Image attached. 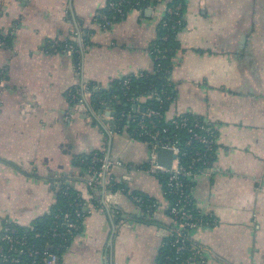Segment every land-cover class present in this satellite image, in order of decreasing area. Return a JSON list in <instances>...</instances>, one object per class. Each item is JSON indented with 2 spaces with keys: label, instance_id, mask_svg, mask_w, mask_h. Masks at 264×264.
Here are the masks:
<instances>
[{
  "label": "crops",
  "instance_id": "1",
  "mask_svg": "<svg viewBox=\"0 0 264 264\" xmlns=\"http://www.w3.org/2000/svg\"><path fill=\"white\" fill-rule=\"evenodd\" d=\"M109 1L0 0V231L29 226L59 193L76 192L86 215L58 264H157L175 227L159 180L142 170L148 145L126 123L114 128L105 98L120 79L153 72L165 3L99 26ZM182 20L165 114L216 131L211 168L191 190L210 224L188 240L197 264H264V0H185ZM94 153L120 163L107 173L117 192L103 178L87 185ZM135 193L158 204L154 214Z\"/></svg>",
  "mask_w": 264,
  "mask_h": 264
},
{
  "label": "built area",
  "instance_id": "2",
  "mask_svg": "<svg viewBox=\"0 0 264 264\" xmlns=\"http://www.w3.org/2000/svg\"><path fill=\"white\" fill-rule=\"evenodd\" d=\"M158 4L165 3L164 17L175 18V22L179 23L181 20V12L183 8L182 1H173L169 5L170 0H157ZM128 0H111L107 8L98 12L95 15V21L99 26H107L115 19L116 15L124 16V5H130ZM133 7L139 6L138 2L132 4ZM156 5L148 3L143 8H154ZM112 14L106 13V11ZM163 17V18H164ZM161 22L165 25V21ZM166 35L161 38V41L166 40ZM3 44V38L0 36V46ZM66 51L68 53L75 52L73 44H67ZM166 49H159L155 46L150 53L154 62L153 74L164 72L168 74L169 69L162 68L161 60H166ZM144 73L132 74L126 76L121 80L123 89H130L131 79L144 77ZM136 92V91H135ZM111 95L105 98L113 99L115 104H121L118 95L115 92H110ZM149 95L136 97L135 93L132 97L125 99V106L128 110L116 108L113 113L114 128H121L126 123L132 129L134 136L140 140H144L149 148L147 163L143 167V173L148 176L164 175L165 189L164 194H173L176 200L173 205H168V215L175 221V227L165 233V238L169 239L168 243L175 249V259L180 257L181 251L185 249L186 238L182 234L184 230H192L204 224H210L208 217L199 214L192 201L191 190L193 188V180L208 172L212 165L211 153L214 150L216 142V132L214 127L206 121H193L191 118L184 115H175L168 118L166 114L165 125H159L157 121L162 118L158 111L151 108H143L141 111V103L151 98ZM157 99L160 97L157 95ZM100 102L103 99L95 98ZM166 100H171L170 95L165 96ZM101 101V102H102ZM81 105V104H80ZM173 129H181L186 134V137L181 142L177 133H169V127ZM160 150H170L174 156L169 168H166L158 163L157 152ZM91 168L88 169V177L86 183L89 187H96L97 181L103 178L105 184L110 186L113 191H116L117 182L112 176L107 178V173L115 165L120 163L106 159L97 153L91 156ZM99 164L98 169H94V165ZM115 188V189H114ZM117 192V191H116ZM66 194V193H64ZM134 203L138 208L146 213L154 214L158 205L144 200L136 194H130ZM86 215L83 207L81 209H74L70 212H65L55 217L54 222L50 227L44 229L41 233H36L31 241L26 234L27 231L32 230L29 225L27 227L18 228L15 225L5 222L0 231V264H58L57 252H63L73 234L80 228V220ZM22 229V230H20ZM38 240V241H37ZM29 241L32 243L29 244ZM199 248L192 245L190 254L187 256V261L190 263H202Z\"/></svg>",
  "mask_w": 264,
  "mask_h": 264
},
{
  "label": "trees",
  "instance_id": "3",
  "mask_svg": "<svg viewBox=\"0 0 264 264\" xmlns=\"http://www.w3.org/2000/svg\"><path fill=\"white\" fill-rule=\"evenodd\" d=\"M115 1H118V0H115ZM128 1H130L131 4L123 6L125 13L129 9L135 8L132 5L135 2L139 3V6H137L136 8L145 6L148 3H151V1H153L154 5L158 4L157 0H128ZM160 1H163V0H160ZM173 1H179V0H173ZM173 1L170 0L169 2H167V4L169 5ZM184 2H185V0L182 1L183 6H184ZM182 10H183V8H182ZM106 13L112 14L111 12H108V10L106 11ZM122 17L123 16L116 15L113 22L119 20ZM163 20L165 21V25H163L162 22L159 23V25L157 27V32H158L157 39L153 43V45L151 46V49H153L155 46L159 47V49H166V52L164 53L166 56V60H164V61L161 60L160 64H161L162 68L167 67L169 69L170 58L172 57V55H173V53L177 47V40H176L177 33L181 30V28L183 26L182 12H181V20L179 23L175 22V18L169 17L167 15L163 18ZM164 35L167 36L166 40L161 41V38ZM69 43L74 45L75 52H73V55L77 56L78 47H77L76 43L68 42V44ZM144 74H145L144 77L131 79L129 90L122 88L121 80H119L115 83V85H114L115 87L110 92H115L118 95V98L120 99L121 104H115L114 107L118 108V110H120V109L128 110L127 105L125 106V104H124L125 99L132 97L134 93H135L136 97H140L143 95H149V96L152 95L151 98L147 99L144 103H141V111L143 108L144 109L145 108H151L153 110L158 111L163 116H162V118H160L157 121V123L159 125H165L166 123L164 122L165 121L164 114L166 113V109L168 107V104L171 101V100H166L165 96L170 95L171 99H172L171 86L169 85V82L167 81L168 74H165L164 72H158L156 74L155 73L154 74L153 73H144ZM157 95L160 97V100L156 98ZM187 117H189V116H187ZM189 118H191V117H189ZM191 120H193V118H191ZM193 121H197V120H193ZM168 127H169V133L175 132L179 136L181 142L184 140V138L186 137V134L184 133L183 130L173 129L172 126L171 127L168 126ZM214 148H215V146H214ZM97 154L101 156L100 153H97ZM213 154H214V150L211 153V155H212L211 160H213ZM92 155L93 154H91L89 156V158L87 159V162L89 163L87 169L91 168L90 161H91ZM93 167H94V169H98L99 164H95ZM156 179L159 180V182L163 186V190H164L165 189V180H166L165 176L164 175H157ZM116 188H117V185H116ZM136 195L140 196L144 200L150 201V203H152V204H155V205L157 204L155 201H153L152 199H148V197H146L144 195H138V194H136ZM163 197L165 198L168 205H173L175 200H176V196L173 194L166 193V194H164ZM81 208H82L81 198L79 197V195L76 192H73L70 190V191H67L66 194L59 193V195L56 199V202L53 204V206L51 207V210L49 211V214L44 215L41 218L34 220L30 224V226L32 227V230L27 231L26 234L28 235L29 239L32 241L34 239L33 238L34 234L41 233L44 231V229H47L48 227H50L52 225V223L54 222L55 217L57 215H61L65 212H70L71 210L81 209ZM166 213L168 214V210H166ZM81 221L82 220H80V225H81ZM18 228H22V227H18ZM20 230H22V229H20ZM188 231H190V230H184L182 232V234L184 235L186 240H185V249L181 251L180 257L178 259H175V249L169 245V243H168L169 239H165L163 247L161 248V251L159 253L157 264H191L189 261H187V256L190 254V250L192 248V243L188 240V237H187ZM31 241H29V244L32 243ZM61 254H62V252L61 253H60V251L57 252L58 262L60 261Z\"/></svg>",
  "mask_w": 264,
  "mask_h": 264
},
{
  "label": "water",
  "instance_id": "4",
  "mask_svg": "<svg viewBox=\"0 0 264 264\" xmlns=\"http://www.w3.org/2000/svg\"><path fill=\"white\" fill-rule=\"evenodd\" d=\"M173 158L174 156L170 150H160L157 152L158 163L166 168L170 167Z\"/></svg>",
  "mask_w": 264,
  "mask_h": 264
}]
</instances>
